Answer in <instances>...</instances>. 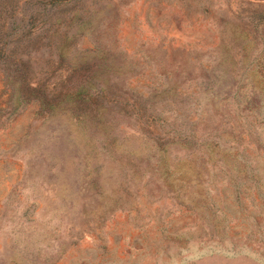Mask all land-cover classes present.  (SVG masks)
<instances>
[{
    "label": "rangeland",
    "instance_id": "374dc122",
    "mask_svg": "<svg viewBox=\"0 0 264 264\" xmlns=\"http://www.w3.org/2000/svg\"><path fill=\"white\" fill-rule=\"evenodd\" d=\"M0 264H264V0H0Z\"/></svg>",
    "mask_w": 264,
    "mask_h": 264
}]
</instances>
